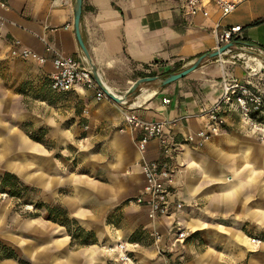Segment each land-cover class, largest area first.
<instances>
[{
    "label": "crops",
    "instance_id": "crops-1",
    "mask_svg": "<svg viewBox=\"0 0 264 264\" xmlns=\"http://www.w3.org/2000/svg\"><path fill=\"white\" fill-rule=\"evenodd\" d=\"M75 1L0 0V159L12 163L16 150L14 166L20 175L27 171L28 150L44 161L42 149L47 147L23 127L33 116L36 126L52 130V137L59 134L55 130L67 139L82 129L93 130L109 146L116 171L83 178L77 195L62 198L95 242L79 243L62 222L33 215L18 231L7 233L17 255H3L0 264H163L166 257L174 264H264V141L242 121L236 105L226 108L227 122L219 132L204 141L196 135L209 122L199 112L223 94L224 74L258 83L244 61L232 55L242 44L264 49V21L255 23L264 17V0H238L223 18L224 24L242 25L232 52L206 59L168 84L141 85L144 104L138 112L164 120L165 133L177 144L173 199L183 206L157 217L148 214L145 204L129 201L140 194L145 178L135 143L138 132L125 122L122 104L98 99L93 89L80 84L55 90L50 60L11 55L12 48L28 47L51 56L46 51L50 42L85 59L74 27ZM209 9L204 16L185 14L180 0H83L81 32L103 80L115 92L126 93L139 77L180 71L217 48L213 26L220 13L214 4ZM190 134L194 140L188 139ZM159 154V144L152 140L146 155ZM98 156L107 169L106 153ZM177 226L190 234L176 245ZM155 232L161 234L157 242ZM119 241L127 243L132 261H117L107 251L108 244Z\"/></svg>",
    "mask_w": 264,
    "mask_h": 264
},
{
    "label": "built area",
    "instance_id": "built-area-1",
    "mask_svg": "<svg viewBox=\"0 0 264 264\" xmlns=\"http://www.w3.org/2000/svg\"><path fill=\"white\" fill-rule=\"evenodd\" d=\"M180 2L182 11L185 14L202 13L204 16H208L210 14V4H214L218 8L220 16L213 26L217 48L227 42H234L235 39L240 38V32L242 30L241 24L223 23V18L236 9L238 0H180ZM235 45L236 43L234 42V45L223 53L232 52ZM240 46L264 54V49L261 46L246 44ZM46 51L52 53L51 56L38 53L28 47H15L11 49V55L31 58L42 63L50 60L54 67L50 84L55 90L66 91L76 84H80L93 89L98 99L110 98L114 100L107 94L102 84L97 81L86 57L85 59H80L65 54L55 48L50 42H46ZM232 59L236 61L243 60L248 75L250 78L252 77L258 80V83L254 84L253 81H245L236 76L229 77L224 74V91L221 98L211 106L199 112L200 115L207 116L209 120L206 127L197 131L196 135L199 141L209 139L213 134H216L224 127L227 122L224 112L227 107L233 105L239 108L242 121L255 132L261 141H264V60L259 54H252L242 48H239L238 51L232 55ZM103 84L109 86L105 81H103ZM142 92L143 86H140L137 95L124 98L119 103L123 106L125 122L138 132L135 136V143L140 152L142 171L145 178L142 191L139 195L131 199V201L145 204L148 207V214L151 217H157L159 215H168L172 211L183 206L182 201L173 199V183L175 170L177 168L175 162L177 144L165 133L164 128L166 122L164 120L148 119L140 115L138 109L144 104V99H140V94ZM118 94L123 96L122 94L124 93ZM169 101L170 98H165V102ZM122 129L123 128H121V130ZM188 139L194 140L195 136L190 134ZM152 140L158 142L160 154L158 157L149 158L146 155V151ZM189 234V230L177 226L173 243L177 245L180 242H184ZM155 236L157 242L161 234L155 232ZM251 239L254 242L263 241L258 237H252ZM107 251L113 254L117 261L128 262L133 260L131 250L124 241H119L115 245H108ZM160 251L162 250L160 249ZM163 264L174 263L166 257L164 258Z\"/></svg>",
    "mask_w": 264,
    "mask_h": 264
},
{
    "label": "rangeland",
    "instance_id": "rangeland-1",
    "mask_svg": "<svg viewBox=\"0 0 264 264\" xmlns=\"http://www.w3.org/2000/svg\"><path fill=\"white\" fill-rule=\"evenodd\" d=\"M20 93L35 97L34 93L30 94L29 91L22 90ZM23 127L32 139L43 142L47 147V149H42L45 162H40L32 150H28L25 163L27 171L25 175H20L18 167L14 166L18 165L16 150L11 156L12 163L0 159V257L9 252L17 255L16 245L6 236L7 233L18 231L26 218L33 215L49 216L50 213L46 205H61L66 208L62 198L68 199L77 195V185L81 184L83 178L94 180L99 173L100 177H103L105 170L108 174L111 172L114 174L116 171L109 146L103 144L101 139L95 138L92 135L93 130L82 129L77 136H72L69 139L63 135L62 131L55 130L54 133L59 132V134L52 137V130L36 126L33 116L32 119L28 118L25 121ZM99 152L107 155L105 159L107 169L99 163ZM55 158L59 160L57 161ZM43 162L46 165L41 167ZM55 162H57V166H55ZM10 168L15 170L13 173L24 184L17 195L11 194L9 192L11 187H5L2 183L3 175ZM14 181V179L11 180V182ZM131 199L133 197L129 201ZM68 217L75 218L69 212Z\"/></svg>",
    "mask_w": 264,
    "mask_h": 264
},
{
    "label": "water",
    "instance_id": "water-1",
    "mask_svg": "<svg viewBox=\"0 0 264 264\" xmlns=\"http://www.w3.org/2000/svg\"><path fill=\"white\" fill-rule=\"evenodd\" d=\"M82 9H83V0H76L75 1V7H74V27H75V32H76V36L78 39V42L85 54V57L87 59V61L89 62V64L92 67V71L94 76L96 77L97 81L102 84V86L104 87L105 91L107 92V94L113 98L114 100L121 102L124 98L127 97H134L135 95H137L140 86L144 83V82H148V81H159L161 85H165L168 84L178 78H181L185 75H187L188 73H190L191 71H193L194 69H196L197 67L200 66V64L209 58H213L216 56H219L221 53H223L224 51H226L228 48H230L231 46L234 45L233 41L227 42L225 44H223L222 46H220L219 48H216L214 50L211 51H207L204 52L202 54H200L199 56H197L188 66H186L185 68H183L180 71H176V72H171L165 76H160V75H147V76H142L137 78L133 84L130 86V88L127 90L126 93L122 94L123 96H120V94L116 93L113 89L110 88V86H105L103 84V78L101 73L98 70V67L96 66V64L93 62L92 60V56L90 54V51L84 41V38L82 36V32H81V16H82ZM240 48L252 53V54H259L263 60H264V54L258 53L255 50H252L250 48H244L242 46H240Z\"/></svg>",
    "mask_w": 264,
    "mask_h": 264
},
{
    "label": "trees",
    "instance_id": "trees-1",
    "mask_svg": "<svg viewBox=\"0 0 264 264\" xmlns=\"http://www.w3.org/2000/svg\"><path fill=\"white\" fill-rule=\"evenodd\" d=\"M262 21H264V17L257 19L255 23H260ZM12 179L15 181L11 182ZM2 183L5 187H11L9 192L13 195H17L18 191L24 187L19 177L11 171L5 172L2 177ZM6 192L8 191L6 190ZM41 205L44 204L41 203ZM46 207L50 213L49 217L65 224L72 238L76 239L79 243L83 244L96 241L95 235L91 231L86 230L76 218L68 217L66 208L61 205H46ZM5 256H16V254L9 252Z\"/></svg>",
    "mask_w": 264,
    "mask_h": 264
}]
</instances>
